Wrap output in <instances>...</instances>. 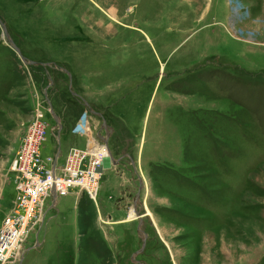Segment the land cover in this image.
<instances>
[{
  "label": "rangeland",
  "instance_id": "obj_1",
  "mask_svg": "<svg viewBox=\"0 0 264 264\" xmlns=\"http://www.w3.org/2000/svg\"><path fill=\"white\" fill-rule=\"evenodd\" d=\"M36 120L45 169L92 138L101 175L0 264H264V0H0V229Z\"/></svg>",
  "mask_w": 264,
  "mask_h": 264
},
{
  "label": "built area",
  "instance_id": "obj_2",
  "mask_svg": "<svg viewBox=\"0 0 264 264\" xmlns=\"http://www.w3.org/2000/svg\"><path fill=\"white\" fill-rule=\"evenodd\" d=\"M82 122L78 121L76 126L81 132ZM44 138L45 129L36 120L29 126L14 151L10 169L17 175L19 193L15 199V209L5 216L1 225L0 261L15 248L16 241L37 215L45 196L49 199L52 193L56 194V190L61 193L72 188L86 192L91 198L95 194L101 175L102 152L96 147L93 139L91 138L90 144H85L83 148L68 149L61 167H58L56 160L51 159L49 167L45 169L40 161V144ZM91 144L92 147L89 146ZM41 214L42 218L44 211Z\"/></svg>",
  "mask_w": 264,
  "mask_h": 264
},
{
  "label": "crops",
  "instance_id": "obj_3",
  "mask_svg": "<svg viewBox=\"0 0 264 264\" xmlns=\"http://www.w3.org/2000/svg\"><path fill=\"white\" fill-rule=\"evenodd\" d=\"M106 88H108V86L106 87ZM124 99H126V98H124ZM124 99H121V100H124ZM120 100V101H121ZM118 104V103H117ZM88 122H85V124L84 125H82V127H81V129H82V131H83V133H85L86 134V136H89V134H92V129L91 128H88ZM103 125V124H102ZM103 127L105 128L106 126L105 125H103ZM103 129V128H102ZM108 128H106L105 130L103 129V132H105L106 134V136L107 135H109V129L107 130ZM101 136H104V134L102 133L101 134ZM100 136V137H101ZM105 136V137H106ZM105 137H103V139L101 140L102 142L104 141V139H105ZM101 139V138H100ZM90 142L91 141H89V140H86L84 143H86V144H90ZM94 144V143H93ZM93 144H91V145H89V146H91L92 147V145ZM106 144V143H105ZM85 145V144H84ZM102 145L103 146H105L106 147V145H104V143H102ZM107 150H109L108 152H109V154H111V150H110V147L107 145ZM129 155V153H124V155L122 154V157L124 156V157H127L129 160H130V158L132 159V161L134 162V164L137 166V163H136V161L134 160V158H132L131 156H128ZM140 157H141V154H140ZM141 159H142V157L140 158V161H141ZM114 161H112L113 163H116V161H117V159H113ZM131 161V160H130ZM133 168H135V167H133ZM137 168V167H136ZM137 171H139V169L137 168ZM138 174H139V172H138ZM140 174H139V178H140ZM140 181H141V179H140ZM142 184H143V180H142ZM57 194L58 193H53L52 194V197H51V204H52V208H55V205H56V203H57ZM137 197V196H136ZM135 198V197H134ZM133 198V199H134ZM53 201V202H52ZM133 201V200H132ZM134 203H137V199H135L134 201H133ZM136 207H137V205H136Z\"/></svg>",
  "mask_w": 264,
  "mask_h": 264
},
{
  "label": "water",
  "instance_id": "obj_4",
  "mask_svg": "<svg viewBox=\"0 0 264 264\" xmlns=\"http://www.w3.org/2000/svg\"><path fill=\"white\" fill-rule=\"evenodd\" d=\"M1 27H2V34H3V36H4V38L7 40V42L10 44V46H11V48L12 49H14V51L21 57V59H25L24 58V56L23 55H21V53H20V49L15 45V43L8 37V32H7V30H6V27L4 26V24L2 23L1 24ZM31 62H33V61H31ZM51 115L54 117V119L56 120V121H58V118L54 115V112L51 110ZM106 148H107V146H106ZM108 149V148H107ZM130 160H131V162H132V164H134V162L132 161V159L130 158ZM134 208L136 207V203H134ZM139 222L141 223V221H142V219L139 217ZM140 223L138 224V226H140ZM144 244H145V239H143V242H142V246H141V248H140V250L143 248V246H144Z\"/></svg>",
  "mask_w": 264,
  "mask_h": 264
},
{
  "label": "flooded vegetation",
  "instance_id": "obj_5",
  "mask_svg": "<svg viewBox=\"0 0 264 264\" xmlns=\"http://www.w3.org/2000/svg\"><path fill=\"white\" fill-rule=\"evenodd\" d=\"M105 125V126H107L106 125V122L104 121V120H102V123H101V125ZM103 125L101 126V128H103ZM106 128H108V127H106ZM112 129V128H111ZM103 131V130H102ZM103 134H104V136H106L105 134V132H103ZM109 137H110V134L109 135H107L106 137H105V139H104V142L103 143H106L107 141H108V139H109ZM107 144V143H106ZM106 148V147H105Z\"/></svg>",
  "mask_w": 264,
  "mask_h": 264
},
{
  "label": "bare ground",
  "instance_id": "obj_6",
  "mask_svg": "<svg viewBox=\"0 0 264 264\" xmlns=\"http://www.w3.org/2000/svg\"><path fill=\"white\" fill-rule=\"evenodd\" d=\"M103 149H104V148H103ZM103 149H102V150H103ZM106 150H107V149H106ZM103 151H104V150H103ZM107 151H109V150H107ZM108 153H109V152H108ZM109 155H110V154H109ZM109 155H108V156H109ZM51 159H54V160L57 161V160H58V155H57V156H54V158H51ZM56 193H58L57 190H56ZM52 194H53V193H52ZM136 205H137V203H136ZM135 209H136V207H135ZM134 212H135V210L132 211V214H131L132 217H135ZM132 217H131V218H132Z\"/></svg>",
  "mask_w": 264,
  "mask_h": 264
}]
</instances>
